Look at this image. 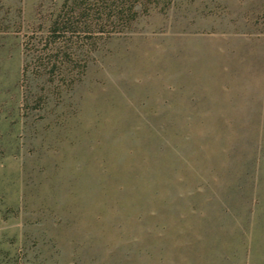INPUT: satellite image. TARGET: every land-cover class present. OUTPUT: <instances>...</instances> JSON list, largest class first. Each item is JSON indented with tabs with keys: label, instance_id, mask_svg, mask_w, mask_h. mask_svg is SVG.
<instances>
[{
	"label": "rangeland",
	"instance_id": "1",
	"mask_svg": "<svg viewBox=\"0 0 264 264\" xmlns=\"http://www.w3.org/2000/svg\"><path fill=\"white\" fill-rule=\"evenodd\" d=\"M0 264H264V0H0Z\"/></svg>",
	"mask_w": 264,
	"mask_h": 264
}]
</instances>
